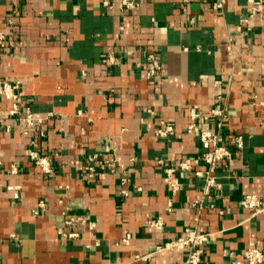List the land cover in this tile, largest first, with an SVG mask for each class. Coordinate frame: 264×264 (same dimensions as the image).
Listing matches in <instances>:
<instances>
[{"label": "crops", "instance_id": "obj_1", "mask_svg": "<svg viewBox=\"0 0 264 264\" xmlns=\"http://www.w3.org/2000/svg\"><path fill=\"white\" fill-rule=\"evenodd\" d=\"M251 5L0 0V80L20 93L0 96V264H187L165 246L186 227L209 235L198 264L264 251V204L241 205L264 202V17ZM204 131L230 149L210 175ZM77 215L94 227L66 222Z\"/></svg>", "mask_w": 264, "mask_h": 264}, {"label": "built area", "instance_id": "obj_2", "mask_svg": "<svg viewBox=\"0 0 264 264\" xmlns=\"http://www.w3.org/2000/svg\"><path fill=\"white\" fill-rule=\"evenodd\" d=\"M107 3V0H105ZM126 3V1H123ZM131 5V3H127ZM252 10L260 12L264 17V6L262 0H252L251 5ZM5 39V33L0 31V44ZM112 58L108 57V61ZM148 61V75L152 76L155 74L156 70L159 68L158 61L152 57H147ZM20 93L16 91V85L9 83L7 81L0 80V96L11 98L16 100L19 98ZM16 112V105L11 111V113ZM25 124L29 127H32L38 122V119L33 115L31 111H26L24 117L22 118ZM189 132H196L197 127L190 123L187 127ZM172 132V127L170 125H165L157 129L158 135H167ZM200 142L204 151L202 154L197 157V160L205 162L208 166L206 174L210 175L217 167V164L220 160H223L230 155V149L226 143H224L218 135H214L209 131L200 132ZM241 137L236 138V145L241 146ZM32 158H35L37 163H41V159L38 157L35 151L31 153ZM182 167H188V160L185 159L181 163ZM197 173V172H196ZM209 182H213L212 176L208 178ZM264 202L255 194H247L241 200V205L246 208L256 207L263 205ZM69 224L78 223L81 225H86L89 229L94 227V222L89 221L84 215H77L75 217H70L66 220ZM155 224V223H154ZM77 232H71L69 236H76ZM209 238L208 233H199L195 228L186 227L183 231L174 239L170 240L165 244L166 247H178L185 248L188 250V256L186 259L187 264H198L200 261L202 247L204 243ZM231 264H264V251L254 244H250L247 248L240 253L239 257L235 259Z\"/></svg>", "mask_w": 264, "mask_h": 264}]
</instances>
